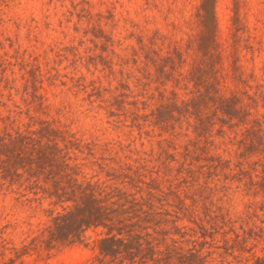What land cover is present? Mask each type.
<instances>
[{
    "label": "rangeland",
    "instance_id": "obj_1",
    "mask_svg": "<svg viewBox=\"0 0 264 264\" xmlns=\"http://www.w3.org/2000/svg\"><path fill=\"white\" fill-rule=\"evenodd\" d=\"M201 3L0 0V134L45 120L77 142L70 156L81 179L144 196L155 186L167 220L156 230L159 249L172 251L166 264L197 260L192 254L207 264H258L264 0H215L213 20ZM66 111L80 135L60 119ZM41 194L0 180V264H113L98 258L92 230L85 243L9 262L11 247L48 220ZM236 194L249 199L233 218L226 205Z\"/></svg>",
    "mask_w": 264,
    "mask_h": 264
},
{
    "label": "trees",
    "instance_id": "obj_2",
    "mask_svg": "<svg viewBox=\"0 0 264 264\" xmlns=\"http://www.w3.org/2000/svg\"><path fill=\"white\" fill-rule=\"evenodd\" d=\"M214 1L202 0L200 9L205 20L214 19ZM213 35L214 30L211 40ZM38 124L26 132L0 134V180L23 186L35 195L42 193L40 198L50 205L47 222L27 244L11 247L8 261L31 250L48 255L59 247L85 243L87 232L92 230L98 234L96 246L102 262L166 264L163 259L172 251L159 249L156 230L167 220L160 216L165 212L161 194L152 192L157 188L147 187L148 194L144 196L108 190L81 179L78 165L71 162L70 150H79L72 134L45 120ZM174 196L178 200L176 208L184 207L185 202L177 194ZM193 255L197 260L179 264H207L203 257ZM260 260L258 257V264L264 262Z\"/></svg>",
    "mask_w": 264,
    "mask_h": 264
},
{
    "label": "clouds",
    "instance_id": "obj_3",
    "mask_svg": "<svg viewBox=\"0 0 264 264\" xmlns=\"http://www.w3.org/2000/svg\"><path fill=\"white\" fill-rule=\"evenodd\" d=\"M60 7V6H57ZM67 5H64L63 7L60 8V10L62 11L64 8H67ZM80 6L78 5V8ZM83 7L85 8H89V7H98V6H94V5H83ZM61 120H64L66 122V125L68 126L69 130L73 133H76L77 135L81 134V124L79 122H73V113L72 112H68L66 111L65 114H62L60 116ZM221 195H224V193H221ZM248 197H243L239 194H236L235 196L232 197V199L227 203V207H229L231 209V213L233 218L236 217H240L243 216L245 213V201L248 200ZM225 200H228V197H225ZM261 216L264 217V213H261ZM253 221L255 224H260V221L255 219V217H253ZM253 221H250L253 222ZM262 227H264V225H261Z\"/></svg>",
    "mask_w": 264,
    "mask_h": 264
}]
</instances>
